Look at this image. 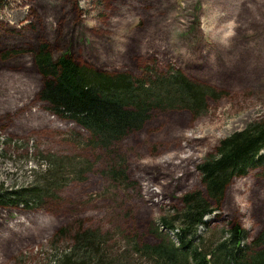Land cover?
I'll list each match as a JSON object with an SVG mask.
<instances>
[{
    "label": "rangeland",
    "instance_id": "obj_1",
    "mask_svg": "<svg viewBox=\"0 0 264 264\" xmlns=\"http://www.w3.org/2000/svg\"><path fill=\"white\" fill-rule=\"evenodd\" d=\"M42 47L113 75L180 69L219 96L199 118L155 111L141 131L102 150L40 99ZM261 120L264 0H0V192L38 183L34 171L50 164L71 179L30 208L0 204V264H63L68 254L73 264H165L154 249L177 241L161 219L187 193L204 192L197 167L221 140ZM214 207L199 232L203 249L235 223L254 246L264 233V167L235 178Z\"/></svg>",
    "mask_w": 264,
    "mask_h": 264
},
{
    "label": "trees",
    "instance_id": "obj_2",
    "mask_svg": "<svg viewBox=\"0 0 264 264\" xmlns=\"http://www.w3.org/2000/svg\"><path fill=\"white\" fill-rule=\"evenodd\" d=\"M35 64L45 81L40 99L53 114L66 117L86 130L91 142L102 150L141 131L155 111H183L199 118L208 113L210 100L219 96L213 87L196 82L175 68L164 72L147 68L139 78L124 73L113 75L80 65L72 56L54 59L44 47L36 53ZM263 150L264 121L261 120L221 140L217 154L198 165L204 192L187 193L182 209L176 210L170 219H161L177 241L171 248L161 245L154 249L163 263L180 258L186 264H264V250L259 245L264 233L256 241L255 250V245L246 243L248 234L237 223L225 231L226 236L216 245L203 249L198 243L200 230L207 226L205 218L218 211L214 204H221L231 182L264 167ZM59 168L50 164L34 171L41 180L30 187L2 190L0 204L30 208L33 199L39 200L50 189L57 190L71 181L61 177L63 171L60 173ZM111 174L117 177L115 181L125 183L118 178L124 172L113 169ZM87 240L82 235L78 243ZM64 258L63 264H73L72 254ZM84 260L75 264H91ZM98 264H102V259Z\"/></svg>",
    "mask_w": 264,
    "mask_h": 264
}]
</instances>
